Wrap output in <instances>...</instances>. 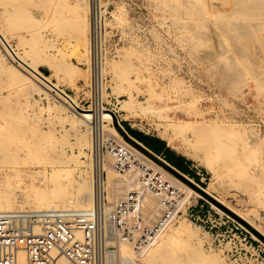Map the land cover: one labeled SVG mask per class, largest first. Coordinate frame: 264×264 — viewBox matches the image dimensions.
<instances>
[{
  "label": "rangeland",
  "instance_id": "rangeland-1",
  "mask_svg": "<svg viewBox=\"0 0 264 264\" xmlns=\"http://www.w3.org/2000/svg\"><path fill=\"white\" fill-rule=\"evenodd\" d=\"M8 1L11 3L14 0H0V27L4 31H8L11 25L5 11V3ZM24 1L25 11L41 23L43 21L41 31L45 41L50 44L54 41L52 45L43 46L42 51L45 58L38 64V69L43 74L50 76L53 82H60L61 88L71 96L76 97L83 109H95L101 103L113 115L119 128L121 127L120 124L126 122L132 128L165 139L177 153L184 155L191 161L190 166L197 173L200 180L183 174L200 187L190 181L191 186L196 190L186 183L183 184L182 180L176 179L166 169L162 171L165 176L173 179L179 186L187 190L188 194L196 193L211 199L215 196L217 198L215 201L222 208L239 219L252 233L257 232L258 235L253 233L254 237L264 242L259 237L260 235L264 239V43L261 44L257 40L253 41V35L238 37L241 44L243 43V48L249 47L248 50H252V53L249 52L248 56L251 57L253 54L255 57L251 58L257 60V63H255L256 61H251L248 56V58L244 57L246 55L244 51L237 50V46L231 42L232 40L224 35L216 24H212L217 21L230 22L237 19V23H243L242 25L245 26V17L239 18L235 14L232 17L231 15L227 16L226 19L210 17L207 22L211 27L207 28L197 25L196 20L189 18L186 7L184 9L182 5L180 15L183 25H180V21L175 16L174 8L167 5L173 6L177 3V0H96L99 15L94 13L93 3L95 0H87L89 3L88 9H90L87 15L91 27L89 32L91 41L90 61L85 63L78 60L75 55L70 58L65 55L70 54L72 47L65 42H61L64 41V37H57L48 22L44 24L46 15L38 0ZM190 6L191 3L187 2V7ZM65 12L68 15L71 13L66 9ZM95 20L98 26L96 35L94 28H92L96 23ZM99 24L102 26L101 33H99ZM255 24L259 26L256 32L264 35V30L261 29L262 26L264 27V20L262 26L258 22ZM185 25H189V27ZM43 28H45V31ZM210 30L214 33L212 34ZM251 30L254 31L255 29L251 28ZM22 31V34L28 32L26 29ZM233 31L242 33L247 29L242 27ZM203 32L211 33L210 35L203 34L207 38L201 36L203 40L210 43L209 45H203L194 35ZM7 36L10 43L8 44L12 49L14 48V52L17 51L24 55L25 52L30 51L29 44H26V47L24 45L25 50L22 46H18L15 35L8 32ZM259 38L255 37V39ZM252 43H254V46ZM255 44L256 46L259 45L261 49L255 47ZM28 45L29 47H27ZM67 45L69 46L67 47ZM213 51L214 53H212ZM258 51H261V54ZM255 53L259 54L255 55ZM28 60H31V58L28 57ZM114 61L119 62V66H112ZM65 62L67 65H72L75 70L66 69ZM259 63L263 66L261 67ZM57 64L61 65V69L54 70V66ZM18 65V61L15 60L0 39V111H6L5 104L10 105L13 109L12 112L7 110V122L22 123L32 131L25 134V138L33 144L39 143L42 145L41 149L33 148L31 153L35 156L29 153V157H32L30 159H49V157L54 159L55 156V158L59 157L57 159H70L71 156H73L72 159H75L77 156L76 159H80L82 162H88V159H91L92 180L94 181L95 169L99 164L98 159H101L103 161H100L102 167L100 177L102 176L103 181H106L107 189L104 188L103 190L106 191L109 203L124 200L131 189L142 190V195H144L141 199L143 214L147 215L148 213L151 217L153 216V220H158L162 213L160 196L143 186L136 170H131L133 173L130 179L118 180L113 158L106 152L101 151L102 138L105 136L96 132L100 137V143L95 141L93 143L94 147H86L81 142L77 132L72 129L67 118L68 114L72 115L73 110L70 113L66 109V105H62L63 103L55 95V90L49 91L50 95H47L43 83L34 79H31L32 81L25 80L23 76H26V73ZM127 65L134 66L133 71L131 70L126 80L117 79L115 77L116 73ZM215 65H221V68ZM104 66L107 69L105 74L102 70ZM77 70L78 72H76ZM81 72L89 75L87 78L82 74L78 76ZM99 73L101 74V82L104 81L106 85V94L108 93L105 96L106 99L98 92V84L96 85L97 80H99V77L96 76H99ZM71 77L73 79H70ZM130 82H133L135 88L139 89L141 87V93L137 90L134 91L138 100L146 105H148V98H150V102L152 101L144 116L142 114L141 117L129 116L125 118L127 114L121 109V103L117 99L118 95L114 93V88L118 83L127 86ZM149 88L152 90L151 93L146 91ZM125 94L119 95L120 100L128 99V95ZM168 107L169 109H167ZM163 108H166V110H163ZM194 108L205 112L207 117L214 119L215 124L219 127L232 129L229 131L237 135L229 148L232 149L230 156H226L227 158H221L220 156L219 159L217 157L210 164L203 161L204 153L199 147L189 146L179 137L171 135L166 129L170 123V118L177 117L181 122L189 121L188 112L194 110ZM91 113H94V111ZM196 117L197 115H193L191 119L196 120ZM1 122L5 125L6 121L1 119ZM236 124L238 125L236 126ZM121 130L123 129L121 128ZM33 132L36 137L34 139L31 138ZM126 132L125 134L119 132L115 123L105 129L106 137L114 136L117 139L115 134H118L123 143L136 145L127 130ZM96 133L95 131L92 132L95 140L98 137ZM93 136L91 135V137ZM227 137L225 138L227 139ZM141 140L157 153L162 152L163 146L160 143L153 142L148 137H141ZM61 151L68 156H62V153L60 155L59 152ZM167 159L178 168L187 170L186 163L174 155L168 153ZM38 167L43 171L45 165L41 164ZM21 168L30 170L29 165H21ZM25 175L26 173H23V176ZM184 179L186 180V178ZM25 182H28L27 178L22 181L23 184L20 183L24 185ZM110 186L116 187V196L108 193V187ZM91 187L89 185L87 193L91 190ZM15 191L19 196L25 195L21 188ZM31 194L33 195L34 191ZM36 206H38V209ZM12 207L7 210L47 209L45 206L34 204V202L26 204V208L17 205ZM182 221L189 222V227L193 228V231L195 230L194 234L197 237H195L196 235L189 236L177 231ZM251 225L255 227L253 228ZM170 233H172L171 236ZM175 234H178V236ZM206 240L207 234L203 229L187 217L181 216L172 222L168 229L157 238L151 249L158 242L167 243V255L172 256H169L167 260H160L158 264H168L170 258H177L178 262L181 261L178 264H213L214 262V264H230L223 251L209 248L205 245ZM127 248L129 250L126 253L133 258L132 249ZM178 257L181 259L178 260ZM142 258H144L143 261ZM146 258L147 254L145 257L144 255L141 257L143 264H146Z\"/></svg>",
  "mask_w": 264,
  "mask_h": 264
},
{
  "label": "bare ground",
  "instance_id": "bare-ground-1",
  "mask_svg": "<svg viewBox=\"0 0 264 264\" xmlns=\"http://www.w3.org/2000/svg\"><path fill=\"white\" fill-rule=\"evenodd\" d=\"M24 2H25L24 0H14L11 3L9 1L5 3V7H6L5 11L8 14V18L10 19L11 25L8 31H4V29L0 27V39L1 41H3V43L5 44L7 49L11 52V54L14 56L15 60L18 61L19 63L18 67H20L26 73V76H23L24 79L28 81H32L31 79H34L37 82L43 83L42 85H43L44 90L47 91L45 92L47 95H50L49 91L51 90L56 91L55 95L57 96L58 100H60L61 103H63L62 105H66L65 107L70 113H72L71 111L73 110L72 115L68 114L67 118L69 119V122L71 123L72 129H74L75 132H77V134L79 135L78 137L81 139V142H83L86 145V147H91V146L94 147L93 143L97 141L95 140V136H93L92 132L94 131L95 133L98 132V134H103L106 137L105 129L108 128L113 123H115V126L119 132H121L122 134H125V132L121 130V127L119 128V126L117 125L116 120L113 117V115L109 113L108 109L102 106L101 103L97 105L95 109H91V108L83 109V107H80L79 102L77 101L76 97L71 96L64 89L61 88L60 82H57V83L53 82L50 76L43 74L38 69V64H40V62H42L43 59L45 58L44 57L45 55L42 51L43 46H47L50 43L48 41H45L42 35L41 27L43 26L41 24L43 23V21L41 23V21L34 19L32 16H30L25 11V8L23 6ZM38 2L40 3L41 5L40 7L43 9L46 15V20H44L45 21L44 24L48 22V24L52 27V30L57 37H64V41H61V42H65L66 44L71 45L72 49H71L70 54L68 53L65 55L69 56V58L72 55H75L78 58V60L83 61L85 63L86 61L87 62L90 61L89 53H90L91 37L89 36L90 35L89 32H90L91 27L89 26V18L87 15L88 10H90L88 9L89 3L87 2V0H38ZM176 2L177 3H175L173 6L170 4H167V5L174 8L175 16L177 20L180 21V25H183V21L180 15L181 5L184 9L186 7V11H188L187 14L189 18L196 20L197 25L205 26L207 28L211 27V25H209L207 22V19H209L210 17L215 18V19L216 18L226 19V17L227 16L229 17V15H231L232 17L233 14L239 16V18L245 17V23H246V24L244 23L245 26L242 25L243 23L242 24L240 22L237 23L238 22L237 19L235 20L236 22L235 21L218 22L216 20L217 22L212 23L213 25L216 24L217 27L221 29L222 33L224 35H227V37H229L232 40L231 42H233V44L237 46V50L241 52L244 51V54H246L244 55V57H247L249 52L252 53V50L249 51L248 50L249 47L243 48V45H242L243 43L241 44V41L238 40V37H241L243 35H246V36L253 35L254 37L252 38L253 41L257 40V42H260L261 44L264 43V40H262V38H264V35H261L258 32H256V29H258L259 26H256L255 24L256 22L260 23V26H262L263 24L264 0H177ZM187 2L191 3L190 7H187ZM65 9L71 12L70 15L66 14ZM185 26L189 27V25H185ZM242 27L244 28L246 27L247 31L242 32V33L233 31L234 29L237 30ZM262 27L261 29L264 30V27L263 28ZM251 28L255 30L253 31L251 30ZM24 29L28 30V32H25L26 35L25 33L24 34L21 33V31ZM44 29L45 28H43V30ZM211 30L210 32L213 34L214 32ZM8 32L12 33L13 35L17 37L18 46H22L24 48V45L26 47V44H29L30 47L29 45L27 47H29L30 51L25 52L24 55H21L16 50H15L16 52H14L13 51L14 48L12 49L9 45L10 44L9 38L7 36ZM211 33L203 32L201 34L196 33L194 35L197 37L200 43H202L203 45L204 44L209 45L210 43H207L208 41L203 40L202 37L205 36L203 34L210 35ZM255 37L256 38L260 37V38L255 39ZM52 43L50 45H52ZM253 44L254 43H252V45ZM69 45H67V47ZM255 47H259V45L256 46L255 44ZM258 49H261V48L259 47ZM65 50H67V48H65ZM258 52L260 53L261 51H258ZM212 53H214V51ZM259 53H255V55H258ZM28 57L29 59L31 58V60H28ZM251 57H255V56H253L252 54ZM253 59L254 58H251V61H256L255 63H257V60L256 59L253 60ZM118 64L120 63L117 61H114L112 63V66H115V67L119 66ZM65 65H66V69L75 70L72 65H67L66 62H65ZM215 66L220 67L221 65L220 66L215 65ZM58 69H61L60 64H57L54 66V70H58ZM99 69H97V71H99ZM133 69H134V66L132 65H127L125 68L122 67L121 71L117 73L115 72L116 73L115 77L117 79L126 80L129 73L131 72V70L133 71ZM102 70H103V74L107 72V69L105 68V66ZM97 71H96V75H97ZM76 72H78V70ZM100 72H101V69H100ZM81 74L86 78L89 75L88 73L86 74L84 72H81L80 74H78V76ZM96 77H99L98 78L99 80H97L98 82L96 83V85L98 84V92L105 98V96L108 94V93L106 94L105 82L104 81L101 82L100 73H99V76H96ZM70 79H73V78L71 77ZM122 83L117 84V86L114 88V93L118 95L117 99L121 103V109L125 111L127 114L125 118L129 116L141 117L142 114L144 116L145 111H147V109L150 107L152 101L150 102L149 101L150 98H148L147 99L148 105H146L144 102H141L140 100H138V98L135 96V93H134L135 90L141 93L140 92L141 87L139 89L135 88L133 85V82H130L127 86H124ZM146 91H148L149 93L152 92L151 88L147 89ZM98 92L97 94H99ZM123 93H126L128 95V99L120 100L119 95ZM5 108H6L5 112H2V110L0 111V211H19V210H13V209L7 210V209L11 208L14 205H17L18 207L19 206L25 207L26 204L31 203V202H34V204H37V205L45 206L47 209L58 208V207L59 208L83 207V208H78V209L92 208L95 204L97 191L100 192L101 197H102V191H104L103 189L104 188L107 189L106 181L104 182L102 179V176L100 177V175L102 174V167L100 165V161H103V160L98 159L99 164L98 165L96 164L97 168L95 169L96 171H95V177H94L95 181H94L92 180L93 179L92 178L93 168H91L92 166L91 161H90L91 159H88V162H82L80 159H76L77 156L75 159H72L73 156L71 155H70L71 156L70 159H57L59 157L55 158L56 156L54 157V159L52 158L50 159V157L49 159H30L32 157H29L28 154L33 151V148L41 149L42 145L39 143L33 144L25 138V134H27L28 132H32V131L31 129L24 126L22 123H18V122L13 123L10 121L7 122L6 120L8 119L7 110L12 112L13 108L10 105H6V104H5ZM170 108H173V107H170ZM159 109L157 110L159 111ZM164 109L166 110V108H163V110ZM167 109H169V107ZM92 111H94V113H91ZM193 115H197L196 120L191 119V116ZM188 117H189V121L187 122H181L179 119H177V117L170 118L169 120L170 123L167 125L166 129L171 133V135L177 138L179 137L189 146L199 147L200 150H202L204 153L203 161H206L210 164H212L213 160L216 159L217 157L219 159L220 156L221 158L226 157V156L228 157V155L230 156L232 149L230 150L229 148L231 147L233 143V139L237 136L231 133V131H229L232 129H226V128L219 127L218 125L215 124L216 121L214 119H209L205 112H202L198 110L197 108H194V110H190L188 112ZM1 119L2 121L3 119H5L6 121L5 125L2 124ZM237 125L238 124H236V126ZM227 134H229L228 137H227ZM33 135H34V132H33ZM33 135L31 136V138L32 137H33L32 139L36 138L35 135L34 136ZM91 135L93 137H91ZM225 137H227V139ZM60 153H62V151L59 152V154ZM62 154H63L62 156H65V157L68 156V155H65V153H62ZM231 156H234V155H231ZM41 164L45 165V168L43 169V171H41L42 169L40 170L38 167ZM21 165H29L30 170L21 168ZM23 173H26V175L23 176ZM132 173L133 172L129 171L124 177H121L118 174L117 179L118 180L130 179L132 177ZM40 176L42 177L41 180H40L41 178ZM257 176L259 175L257 174ZM25 178L28 179V182L27 183L25 182L24 185H22L23 184L22 181H25ZM89 185H91L92 187H91V190L87 193V189ZM191 187L194 188L193 186ZM20 188L25 192V195L19 196L16 193L15 190L20 189ZM32 191H34L33 195L31 194ZM108 193L113 194L112 196L114 195L116 196V187L115 186L108 187ZM120 194L123 195L122 193ZM109 204H112V203H109ZM36 207L38 209V206ZM84 207H87V208H84ZM140 207H141L140 208L141 214L148 221L152 223L157 221V220L156 221L153 220L152 219L153 216L151 217L150 215H148V213L147 215H144L142 204ZM21 211H41V210H21ZM230 211L232 210L230 209ZM235 214L236 213H234V215ZM236 216L239 217V215L237 214ZM251 226L253 227V225ZM167 229L168 227L165 230ZM177 231L181 233L183 232V234H187L189 236L196 235L194 234L195 230L193 231V228L191 229V227H189V222L187 223V222L182 221L180 223V226L177 228ZM253 233L258 235L257 232L256 233L253 232ZM171 235L172 233H170V236ZM175 235L178 236V234H175ZM195 237H197V235ZM259 237L264 241V239L260 235ZM153 244L143 253L144 257L147 254L146 264H158L160 260H167L168 257L170 256V255L169 256L167 255V252H168L167 247H166L167 243L158 242L155 245V247L151 249V247L154 246ZM229 245L232 246L234 245V243L230 242ZM121 246H122V249H121ZM127 247L132 249L133 256H134L133 258H131V256L126 253L129 250ZM117 252L119 254L120 264H131V262L136 257V252L134 248L132 247V245L129 243H120L118 246ZM204 255H207V254H204ZM176 259L170 258V260L168 261L170 264H178L179 262L181 263V261L178 262ZM179 259L181 258L178 257V260ZM143 260L144 258H142V261ZM61 263L64 264L65 261L62 260ZM20 264H25V257L23 253L20 254Z\"/></svg>",
  "mask_w": 264,
  "mask_h": 264
},
{
  "label": "built area",
  "instance_id": "built-area-1",
  "mask_svg": "<svg viewBox=\"0 0 264 264\" xmlns=\"http://www.w3.org/2000/svg\"><path fill=\"white\" fill-rule=\"evenodd\" d=\"M93 7L96 13V0ZM130 138L139 145L119 142L114 136L102 138L101 151L113 158L114 169L121 177L136 170L143 186L160 196L162 213L156 222L141 214L143 195L142 190L136 189L129 190L125 200L112 204L106 191L102 197L97 191L90 209L0 211V264H20L21 253L25 264H62V260L64 264H120L117 252L120 243H129L134 248L136 257L131 264H143L140 259L143 253L181 216L203 229L207 234L205 245L223 251L230 264H264V242L222 208L215 196L211 195L214 198L211 199L188 194L166 177L162 172L165 169L183 184L191 186L193 182L199 186L162 156ZM97 141L100 143V137ZM230 242L234 245H229Z\"/></svg>",
  "mask_w": 264,
  "mask_h": 264
},
{
  "label": "trees",
  "instance_id": "trees-1",
  "mask_svg": "<svg viewBox=\"0 0 264 264\" xmlns=\"http://www.w3.org/2000/svg\"><path fill=\"white\" fill-rule=\"evenodd\" d=\"M125 124V125H124ZM124 124L122 123L123 127L128 131V133L134 137L137 141L141 142L143 145H145L148 149H150L152 152H154L155 154L157 155H160L162 156L168 163H170L173 167L177 168L179 171H181L182 173H185L187 175H190V176H193L197 179L200 180L199 176L197 175V173L195 171L192 170L191 166H190V160L187 159L185 156H182V155H178L172 148H170L168 145H167V141L158 137V136H155V135H152V134H148V133H145L141 130H138V129H135V128H132L129 126L128 123L124 122ZM117 136V139L119 140V142H122V139L121 137L118 135V134H115ZM141 137H148L151 139V141L153 142H158L160 143L162 146H163V150L162 152L160 153H157L156 151H154L151 147L147 146L146 144H144V142L141 140ZM170 153L172 155H174L176 158L178 159H181L183 160L185 163H186V167H187V170H182L180 168H178L176 165L172 164L168 159H167V154Z\"/></svg>",
  "mask_w": 264,
  "mask_h": 264
},
{
  "label": "crops",
  "instance_id": "crops-1",
  "mask_svg": "<svg viewBox=\"0 0 264 264\" xmlns=\"http://www.w3.org/2000/svg\"><path fill=\"white\" fill-rule=\"evenodd\" d=\"M120 136V135H119ZM161 138V137H160ZM163 139V138H162ZM165 140V139H164ZM167 145L170 147V148H172L171 146H170V144L167 142ZM173 149V148H172ZM174 150V149H173ZM175 151V150H174ZM176 152V151H175ZM177 153V152H176ZM178 155H181V154H179V153H177ZM182 156H184V155H182Z\"/></svg>",
  "mask_w": 264,
  "mask_h": 264
},
{
  "label": "water",
  "instance_id": "water-1",
  "mask_svg": "<svg viewBox=\"0 0 264 264\" xmlns=\"http://www.w3.org/2000/svg\"><path fill=\"white\" fill-rule=\"evenodd\" d=\"M133 140V139H132ZM134 141V140H133ZM135 143H136V141H134ZM136 144H138V143H136ZM139 145V144H138Z\"/></svg>",
  "mask_w": 264,
  "mask_h": 264
}]
</instances>
